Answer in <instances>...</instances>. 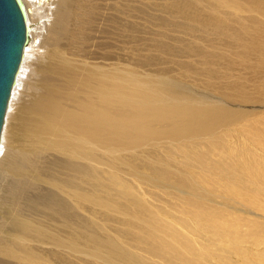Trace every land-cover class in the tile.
<instances>
[{
  "label": "bare ground",
  "instance_id": "1",
  "mask_svg": "<svg viewBox=\"0 0 264 264\" xmlns=\"http://www.w3.org/2000/svg\"><path fill=\"white\" fill-rule=\"evenodd\" d=\"M22 1L0 264H264V0Z\"/></svg>",
  "mask_w": 264,
  "mask_h": 264
},
{
  "label": "water",
  "instance_id": "2",
  "mask_svg": "<svg viewBox=\"0 0 264 264\" xmlns=\"http://www.w3.org/2000/svg\"><path fill=\"white\" fill-rule=\"evenodd\" d=\"M30 28L22 0H0V135Z\"/></svg>",
  "mask_w": 264,
  "mask_h": 264
},
{
  "label": "rangeland",
  "instance_id": "3",
  "mask_svg": "<svg viewBox=\"0 0 264 264\" xmlns=\"http://www.w3.org/2000/svg\"><path fill=\"white\" fill-rule=\"evenodd\" d=\"M32 22L33 21H30L31 27L34 28V26H36L38 21H34L33 23ZM33 24H35V25H33ZM29 38H30V35H29ZM176 83L178 85H180L181 87L185 88L186 91L191 92V93H193L195 95H199V96L211 95L210 93H208L206 90H204L202 87H200L198 85H196V86L191 85V84L188 85V82L185 81V80H182L180 83L179 82H176ZM211 97L215 99V97H213V96H211ZM243 154L244 153H242L241 155H243ZM141 174H143V173H141ZM230 185H232V184L229 183L228 187H230ZM177 187L180 190H185V189L180 188L179 186H177ZM163 188H164V186L157 188V187H149L148 184H143V190H148L150 193H151V190L156 191L155 197H157V198L153 197L152 195L148 196L150 193H147V196H146L148 200H151L155 204L156 207L163 206V205H169L168 208L170 209L171 212H174V213L178 214V216H181V217L185 218L186 217V214H185L186 207H184L182 204L176 205L178 200H176L175 197H172V196H165L164 197L162 195V191L164 190ZM159 197H162V198H165V199H159ZM213 198H214V200H216L215 195L213 196ZM156 199H159V200H156ZM255 212L259 213V211H257V210ZM234 215L230 216L231 220H233ZM241 215L242 216H254V215H248V214H245V213H241ZM101 217L102 216H93V218H95L97 220L101 219ZM243 221H244V229L245 230H249L250 227H253L252 231L260 229L259 226H255V225L251 226V223L248 222L245 218H243ZM192 235L193 236H197L196 234H192ZM199 240H200V238H198L196 241L198 242Z\"/></svg>",
  "mask_w": 264,
  "mask_h": 264
}]
</instances>
